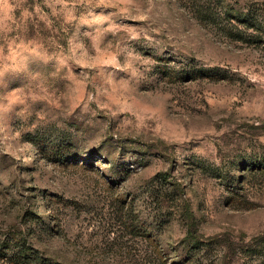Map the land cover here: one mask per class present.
I'll return each instance as SVG.
<instances>
[{"label": "rangeland", "instance_id": "374dc122", "mask_svg": "<svg viewBox=\"0 0 264 264\" xmlns=\"http://www.w3.org/2000/svg\"><path fill=\"white\" fill-rule=\"evenodd\" d=\"M250 9L0 0V250L264 264V44L230 15Z\"/></svg>", "mask_w": 264, "mask_h": 264}, {"label": "trees", "instance_id": "16d2710c", "mask_svg": "<svg viewBox=\"0 0 264 264\" xmlns=\"http://www.w3.org/2000/svg\"><path fill=\"white\" fill-rule=\"evenodd\" d=\"M262 12L257 9H250L245 13L230 15L238 23L242 24L245 29L254 30L256 34L253 33L252 36L257 38L256 41L264 44V13ZM256 164V166H253L254 168L259 166L261 169L264 167L263 162L260 160ZM26 243L25 237L18 240L11 238L10 242L4 246V249L0 250V264H62L43 255L39 249Z\"/></svg>", "mask_w": 264, "mask_h": 264}]
</instances>
